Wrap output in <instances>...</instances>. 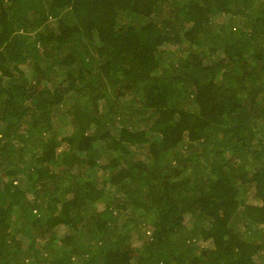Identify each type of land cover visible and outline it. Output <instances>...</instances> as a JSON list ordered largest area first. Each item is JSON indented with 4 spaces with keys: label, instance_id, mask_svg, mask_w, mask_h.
<instances>
[{
    "label": "trees",
    "instance_id": "1",
    "mask_svg": "<svg viewBox=\"0 0 264 264\" xmlns=\"http://www.w3.org/2000/svg\"><path fill=\"white\" fill-rule=\"evenodd\" d=\"M0 264H264V0H0Z\"/></svg>",
    "mask_w": 264,
    "mask_h": 264
},
{
    "label": "rangeland",
    "instance_id": "2",
    "mask_svg": "<svg viewBox=\"0 0 264 264\" xmlns=\"http://www.w3.org/2000/svg\"><path fill=\"white\" fill-rule=\"evenodd\" d=\"M138 6H137V8H136V10L138 11V10H140V3H138L137 4ZM59 150V149H58ZM252 200V199H251ZM250 201V200H249ZM250 202H252L253 204H259V201L258 200H255V199H253L252 201H250ZM63 229V228H62ZM60 230V229H59ZM137 244H139V242L137 243ZM197 244H199V245H205L206 244V242H202V241H197Z\"/></svg>",
    "mask_w": 264,
    "mask_h": 264
}]
</instances>
